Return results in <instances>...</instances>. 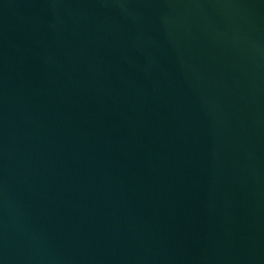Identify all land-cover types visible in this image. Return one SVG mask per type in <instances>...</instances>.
I'll list each match as a JSON object with an SVG mask.
<instances>
[{
  "label": "water",
  "instance_id": "95a60500",
  "mask_svg": "<svg viewBox=\"0 0 264 264\" xmlns=\"http://www.w3.org/2000/svg\"><path fill=\"white\" fill-rule=\"evenodd\" d=\"M0 264H264V0H0Z\"/></svg>",
  "mask_w": 264,
  "mask_h": 264
}]
</instances>
